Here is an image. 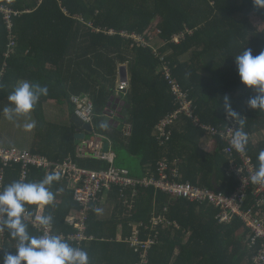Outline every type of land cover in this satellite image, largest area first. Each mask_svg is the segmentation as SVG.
<instances>
[{
	"label": "trees",
	"instance_id": "obj_1",
	"mask_svg": "<svg viewBox=\"0 0 264 264\" xmlns=\"http://www.w3.org/2000/svg\"><path fill=\"white\" fill-rule=\"evenodd\" d=\"M0 5L21 12L14 20L17 46L9 57L10 31L0 12V73L4 72L0 103L8 99L18 81L29 78L48 87L47 96H41L33 113L39 129L58 132L56 137L62 149L50 160L62 162L70 157L93 171L109 167L105 162L83 163L85 160L77 158L76 124H49L44 117V102L66 98L68 90L61 78L60 61L77 48L81 37V52L76 62L79 70L71 75V90L87 92L98 107L116 96L119 64L132 54L128 64L131 91L118 97L127 105L121 113L127 112L125 120L132 127L129 150L140 162L141 172L137 177H157V163L165 159L175 164L184 182L226 194L236 191L240 182L230 171L231 159L223 151L225 142L218 138L216 150L205 151L201 147L205 132L187 118H180L181 126H175L170 140L160 145L154 126L173 112L176 105L171 87L157 69L163 63L169 65L181 88L189 91L199 107L197 111L204 123L224 126L227 96L232 110L244 122V132L264 137V110L249 107L248 100L257 93L241 82L235 60L245 49H251L253 55L264 51V29H258L250 21V15L254 14L264 23V9L255 7L253 0H0ZM123 32L141 35L145 42L135 41ZM176 35L179 42L173 41ZM47 62L58 67L54 71L45 70L48 81L35 71H43ZM82 74L85 76L81 79ZM55 79L58 81L53 83ZM262 150L264 140L255 146L249 141L248 153L257 167ZM45 175L40 168L31 167L24 182H39ZM19 180H22V165L12 164L7 171L6 186ZM50 190L55 193V199L45 211L53 218L54 234H77L78 228L67 222L71 211L81 207L74 200L73 191L62 179L54 182ZM137 190L133 216L119 219L125 223L121 240H117L115 219L107 222L108 225L99 221L94 211L98 201L92 205L86 231L89 239L81 245L89 255L90 264H94L93 256L97 260L99 256L106 258L111 264H139L142 249L126 240L132 232L129 223L144 221L148 225L149 218L157 214H163L171 224L162 225L157 234L141 227L142 240L149 234L156 240L148 251V264H253L249 229L239 218L219 223L218 209L209 201L172 198L154 187ZM111 192L124 199L125 192L120 187L114 186ZM26 208L36 209V206ZM28 231L39 236L30 224ZM67 241L74 247L79 245ZM17 245L18 241L5 231V238H0V258L4 251L14 252Z\"/></svg>",
	"mask_w": 264,
	"mask_h": 264
},
{
	"label": "built area",
	"instance_id": "obj_2",
	"mask_svg": "<svg viewBox=\"0 0 264 264\" xmlns=\"http://www.w3.org/2000/svg\"><path fill=\"white\" fill-rule=\"evenodd\" d=\"M0 12L4 14L8 29L10 31V43L7 56L14 53L17 46V36L15 34V16L21 12L15 10L8 5H0ZM110 33H114L113 30ZM123 35L133 38L138 42H145L141 35L136 33ZM180 37L174 36L173 41L179 42ZM161 59V58H160ZM159 70L164 76L166 82L171 87L174 96V103L177 110L162 118L154 127V133L160 145H164L170 140V129L173 124L179 120L181 116L189 118L193 125L204 130L211 138H220L225 142V152L231 159L230 171L233 172L240 182V185L232 194H226L220 191L201 188L191 182L182 181V174L177 167L170 164L169 161L163 159L157 164V177L135 178L124 168L115 166L116 156L110 149L105 151L106 139L101 135L90 137L82 140L77 148V158L96 160L107 163L109 167L102 171H93L89 168L82 167L76 161L68 158L62 162H53L46 157L32 153L30 151L17 148L0 147V190L6 186L7 171L12 164L22 165V181L27 180L28 172L31 167L40 168L46 174L59 172L61 179L67 182L68 189L74 193V200L80 204V208L71 211L67 217V221L78 228L77 234H69L60 236L65 240L77 242L80 246L89 239L86 235L88 229V217L92 205L95 204L102 193L112 189L114 186L121 189H132L137 193L138 187H154L156 190L169 195L172 198H185L191 201H209L218 209L216 218L219 223H229L235 218H239L249 229V248L254 251L252 256L253 264H264V184H253L250 175L257 168L254 160L248 153V144L243 153L237 152L231 145V139L235 130L238 128L237 120L233 119L229 114L226 118V126L217 128L202 122L198 115L197 105L190 98L189 91H185L179 85L178 80L168 64L163 63ZM4 76V72L0 73V85ZM1 88V87H0ZM130 88L129 80H120L118 91L126 95ZM74 105V115L79 117L85 124H94L96 116V107L93 100L89 97L76 96L72 98ZM243 130V128H242ZM244 131V130H243ZM248 136V143L251 136ZM216 140V139H214ZM165 209V208H164ZM26 222L30 224L39 235H43L45 231L54 234L55 226L52 221L51 225L45 229L39 225L35 217L47 215L45 207L36 209L26 208ZM171 221L166 219L163 214L153 215L151 217V227L158 233L160 225H170ZM135 239L133 244L142 249L141 262L139 264H147V249L156 242L155 236L148 235L146 240L139 238V231L134 232ZM0 238H5V231L1 233ZM255 249V250H254Z\"/></svg>",
	"mask_w": 264,
	"mask_h": 264
},
{
	"label": "clouds",
	"instance_id": "obj_3",
	"mask_svg": "<svg viewBox=\"0 0 264 264\" xmlns=\"http://www.w3.org/2000/svg\"><path fill=\"white\" fill-rule=\"evenodd\" d=\"M253 2L255 7L264 9V0H253ZM235 60L241 82L257 93L248 100L249 107L264 110V51L253 55L251 49H245L235 56ZM47 94V86L28 80L18 81L14 90L8 95L12 107L3 108L2 115L9 121L19 116H28L41 96H47ZM224 101V108L228 114L237 120L240 116L232 110L229 97L225 96ZM108 112L113 113L110 109ZM243 123L240 119L239 126L231 139V145L241 153L245 151L248 144L247 133L242 130ZM34 127V121L24 124L26 131ZM257 159L258 167L250 175V180L253 184H264V150L260 151ZM60 179L59 172H52L46 174L39 182L14 181L0 190V232L7 231L11 238L18 241L14 252L4 251L0 264H90L89 255L85 250L72 246L60 235L45 231L43 235L35 236L28 231L24 215L26 206L34 205L39 208L52 204L55 193L50 188ZM57 191L60 192L63 189ZM94 211L99 212L100 209H94ZM35 220L47 229L53 218L51 215H43L36 216Z\"/></svg>",
	"mask_w": 264,
	"mask_h": 264
},
{
	"label": "crops",
	"instance_id": "obj_4",
	"mask_svg": "<svg viewBox=\"0 0 264 264\" xmlns=\"http://www.w3.org/2000/svg\"><path fill=\"white\" fill-rule=\"evenodd\" d=\"M77 41H79L76 44L77 48L70 50L69 53L66 54V56L60 61L61 78H62V81L64 82V84H65V86L67 87V90H68V92L66 94V98L67 99L65 98L63 101L51 100V101L43 103L44 117H45V120L49 124H53L54 123V124H57V125H60V126H64L65 124H68L70 122L73 123L72 120H71L72 116L74 115V105H73V102H72V98L73 97L84 96V97H89V98L92 99V97L85 91H82L80 93H73V92H76L78 90H76V91H72L71 90V88L73 87L72 86V82H70L71 75L73 74L74 71H78L79 70L78 69L79 67L76 65L77 64L76 62H79V56H80L79 54L81 52L80 43L82 41V38L79 37ZM83 53H84V48L82 49V54ZM127 58H128V60L126 62H124L123 64H119V70H118V73H117L116 96H114V97H116L118 99H120L118 96H123L124 95L123 93L118 91V84H119V82L121 80V72L126 75V79L129 80V82H130V71H129L128 64H129V60L132 59V54H129L127 56ZM71 59H77V61H73ZM33 63L35 64V62H33ZM41 67H43V66H41ZM122 67H124V68H122ZM57 69H58L57 65H53V64L47 62V64H46V66H45L43 71H39L38 69H36L35 71H36V75H37V72H40V74L43 75L44 80L48 81V78H47V75H46L48 72L47 71L45 72V70L54 71V70H57ZM158 70H159V67H158L157 71ZM84 76H85V74H82L81 75V79L84 78ZM24 80H26V79H24ZM28 81L32 82V80L29 79V78H28ZM57 81H58V79H55V81L53 83H55ZM80 84L82 85V84H85V83L80 82ZM130 91H131V82H130V88L128 89V91L126 92V95H124V96H127L130 93ZM120 100L125 102L123 99H120ZM106 103L107 102L105 101V102L102 103L101 107H98L95 104V102H94L95 107H96V111H97L96 112V116L94 118V124L95 123L97 124L98 119H100L104 125H109L112 128L118 129L120 127V125H121V122L122 121H126V136L123 139V143H124V148L126 149L129 158L127 156H125L123 158V162H124V164H126V166H122V167H118V168H124V170H127L132 176H134L135 178H139V177H137V175L139 174V172H141L140 171V162L135 156H133L130 153V150H129L130 149V138H131L130 136L132 134V127H131L130 123H128L129 121L125 120L126 116L121 118V117L117 116V114H118L117 112H115L116 114L108 112V110L110 109V104H112V98H111V102L108 103L109 105L106 104ZM5 107H12V105H11V103H10V101L8 99H6V100H4V101H2L0 103V120H5L6 119L2 115V110ZM176 110H177V107H176V109L173 112H175ZM173 112H171V113H173ZM171 113H169V114H171ZM107 115L108 116L110 115L109 116V121L106 120L107 119L106 118ZM198 115H199V113H198ZM227 115H228V113L225 116V124H224V126L217 127V126H214L212 124H208V125H212V126L217 127V128H224L226 126V124H227V122H226ZM182 117L187 118L186 116H181L180 118H182ZM18 118L20 120H27L28 118H30L31 120H35V122H36V117H35L33 111L28 116H19ZM200 118H201V116H200ZM187 119L192 123V121L189 118H187ZM201 120H202V118H201ZM110 121L113 124H110ZM178 121H176L173 124V126L171 127V129H170L171 134H172L173 128L175 126L176 127H178L179 125L181 126V124L178 123ZM116 123H118L117 126H116ZM205 124H207V123H205ZM192 125H193V123H192ZM92 127L94 129V134H99V135L104 134L103 133L104 131L101 128V125H99L98 128H94V126H92ZM194 127H196V126H194ZM33 129L28 131V132H30L29 137L25 138L26 146L21 147V146L13 144V142L12 143L11 142H7L5 140L7 138H5L4 140H2L0 138V147L17 148V149H21V150L30 151L32 153L42 155V156L46 157L48 160H50L49 157L50 158H55L57 156V154L59 153V151L62 149L59 146V140L57 141V137L56 136H52L50 134L48 128H47L46 133L44 135H38V133L37 134L33 133ZM182 131H183V129L181 127L179 129V132L181 133ZM154 135H155V133H154ZM263 135H264V133H263ZM102 136H104V135H102ZM171 137H172V135H171ZM74 138H76V137H74ZM116 138H117V136H114L112 134H108V137L105 138L106 142L109 143L110 149L114 152V154L116 156L115 166H116V162H117ZM214 139H216V140H214ZM214 139L211 138L210 135H208L205 132V137L203 138V140L201 142V147L207 152H210V153L214 152L216 150L217 146H218V142H217L218 138H214ZM262 140H264V137H259L258 134H256V135H251L250 142H251V144L253 146H255V144H257L259 141H262ZM12 144H13V146H12ZM79 145H77V139H76L77 148H78ZM34 150L36 152H33ZM223 151H224L225 155L228 157V155L225 152V146L223 147ZM68 158H70V157H68ZM81 160H83V159H81ZM84 160L85 161H83V163H87L88 162L87 159H84ZM160 161H162V160H160ZM160 161H158V163ZM172 165L175 167V164L172 163ZM82 167L88 168L87 166H84L83 164H82ZM89 170H90V168H89ZM151 176H148V177H151ZM152 177L156 178L155 175H153ZM140 178H143V177H140ZM121 190L124 193L125 190H127V189H121ZM129 190H130V188H129ZM136 194L137 193H134V191L131 189V192H125V194L123 195L124 199L120 200L119 199L120 195L119 196H113V193L111 192V189H110L108 191H105L100 196V198H99V200H98V202L96 204L95 208L96 209H100L99 212H96V216H97L99 221L104 222L106 225H108L107 222H111L113 218L115 219L114 223L117 224V233H118L117 237H118V240H121L122 237H123L122 233H123V227H124V224H125V223H121L119 219L120 218L121 219L122 218H126L127 219V218H130V217L133 216L132 213H133V209L135 207ZM44 207H46V206H44ZM138 223L139 222H130L129 225H130V227L131 226L136 227L138 225ZM110 226H107L108 227L107 229H109ZM161 226L162 225H160L157 228L158 231L161 228H163ZM76 247H79V248L82 249V246H80V245H78ZM101 248H102V246L100 247V249ZM92 258L94 259V264H111V263H109L108 259L101 258V256H99L98 260L96 259L95 256H93Z\"/></svg>",
	"mask_w": 264,
	"mask_h": 264
},
{
	"label": "rangeland",
	"instance_id": "obj_5",
	"mask_svg": "<svg viewBox=\"0 0 264 264\" xmlns=\"http://www.w3.org/2000/svg\"><path fill=\"white\" fill-rule=\"evenodd\" d=\"M250 21L253 23L254 26H256L258 29H264V23L261 20V18H258L256 15L252 14L250 15ZM157 40H159L158 38H156ZM163 43V42H162ZM161 43V44H162ZM256 92V91H255ZM97 112V111H96ZM100 116V115H99ZM35 122V120H31L30 118H28L27 120H20L18 117H16L14 120L9 121L7 119L5 120H0V138L2 140L5 139L7 142H13V144L18 145V146H26V142H25V138L29 137L30 132L26 131L24 128V124L28 123V122ZM128 121V120H127ZM99 125H104L102 123V121L100 119H98L97 124H93L94 128H98ZM103 129V133L104 136L102 137H108V134H112L114 136H117L116 138V144H117V162H116V167H122V166H126V164H124L123 162V158L125 156L128 157V153L126 151V149L124 148V143H123V139L126 136V121H122L121 125L118 129L112 128L109 125H104V127H101ZM46 129H39V125L38 122H35V128L33 129V133L35 134H39V135H44L46 133ZM28 132V133H27ZM50 134L52 136H56L58 135V132L56 131H50ZM96 135L99 134H93V135H89V137H96ZM58 141V139H57ZM12 144V146H13ZM11 146V145H10ZM129 158V157H128ZM132 227V232L130 233V235L126 238V240L129 242V244H133V241L135 239V235L134 232L135 231H139V238L141 239V227H143L145 230H155V228L153 229L151 227V218H149V223L148 225L144 222L141 221L138 223V225L136 227ZM118 240V237H117ZM155 243H153L148 249L147 252L150 250V248H152L153 245H155ZM147 264H148V260H147Z\"/></svg>",
	"mask_w": 264,
	"mask_h": 264
},
{
	"label": "water",
	"instance_id": "obj_6",
	"mask_svg": "<svg viewBox=\"0 0 264 264\" xmlns=\"http://www.w3.org/2000/svg\"><path fill=\"white\" fill-rule=\"evenodd\" d=\"M124 68V67H122ZM121 80H124L126 81V75L123 74L121 72ZM123 107H127V105L125 104V102L121 101L120 99L114 97L112 98V104H110V110H112L113 112H117L119 117L123 118L127 112H124V113H121L122 111V108ZM110 116V115H109ZM109 116L107 115V119L109 121ZM72 122L74 124H76L78 126V130H77V134H76V139H77V145L81 144L82 140H85L87 138H89V135L93 134L94 133V129L92 127L91 124H85L79 117H77L76 115H73L72 116ZM110 124H113L111 121H110ZM118 123H116V126H117ZM105 151H108L109 150V143L106 142L105 143Z\"/></svg>",
	"mask_w": 264,
	"mask_h": 264
},
{
	"label": "flooded vegetation",
	"instance_id": "obj_7",
	"mask_svg": "<svg viewBox=\"0 0 264 264\" xmlns=\"http://www.w3.org/2000/svg\"><path fill=\"white\" fill-rule=\"evenodd\" d=\"M113 114H116L115 112H113ZM118 115V114H117Z\"/></svg>",
	"mask_w": 264,
	"mask_h": 264
}]
</instances>
